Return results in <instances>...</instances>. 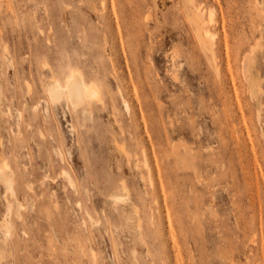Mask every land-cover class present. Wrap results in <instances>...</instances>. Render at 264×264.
Returning <instances> with one entry per match:
<instances>
[{"label":"rangeland","instance_id":"1","mask_svg":"<svg viewBox=\"0 0 264 264\" xmlns=\"http://www.w3.org/2000/svg\"><path fill=\"white\" fill-rule=\"evenodd\" d=\"M3 162L0 264H264V0H0Z\"/></svg>","mask_w":264,"mask_h":264},{"label":"bare ground","instance_id":"2","mask_svg":"<svg viewBox=\"0 0 264 264\" xmlns=\"http://www.w3.org/2000/svg\"><path fill=\"white\" fill-rule=\"evenodd\" d=\"M186 8H189L188 5ZM196 8L191 6V8L188 10V14H187L189 17L188 18L189 20L188 19L187 20L190 22L189 24L192 26V28L194 30V34L197 37L196 39H198V41L200 42V45L205 50L206 54L209 55L211 61H214V59L216 57V56H214L215 52L213 53V51H214V50L212 51L213 47L211 48V46H210L211 42H209L211 35L204 28L205 21L203 20V13L200 12L201 10L199 11ZM209 15L211 17V16H213V13L210 12ZM203 49H201V50H203ZM203 53H204V51H203ZM254 54H255V51H253V50L250 51L243 58L242 65H241V67H243L242 70H244V74H245L244 81L246 80V83L248 84V91L250 93V96L253 98L258 95V93H259L258 84L261 83L260 82L257 84L256 82H254V80H252V78L249 77V70H250V67H251L253 60H254V57H253ZM212 64H213V62H212ZM215 66H217V65H215ZM215 66H213V67L216 70ZM64 72H63V70H61V73H60L61 76H58V75L53 76L52 75L49 78L50 80H48L47 82L44 83V93L46 96V105L47 106H49V105L55 106V105L65 104L67 106V108L71 109L72 111L77 112L78 110H82V112H85V110H87L86 108L91 106V104L93 102H96V103L101 102L100 89H99L98 85L95 83V81L91 80L92 78L85 77L82 74V72L79 71L77 68H69L66 73H64ZM62 73H64V74L62 75ZM254 79H256V78H254ZM123 104H124L125 110L129 111L130 107H129L128 103L123 100ZM57 155L60 158L63 157L60 152H58ZM3 168L7 169L8 168L7 164H5V163L2 164V166H0V171H2ZM61 176H62V178H64L67 181V183L69 184L70 187L74 188L73 182L65 170L62 171ZM5 184L7 186V189L11 190V183L5 182ZM5 236L6 237L9 236V230L7 227L5 229ZM0 260H1V256H0Z\"/></svg>","mask_w":264,"mask_h":264}]
</instances>
